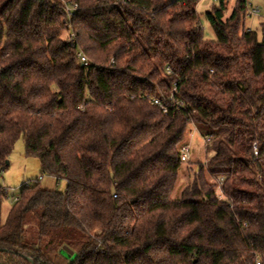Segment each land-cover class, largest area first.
<instances>
[{
  "label": "trees",
  "instance_id": "obj_1",
  "mask_svg": "<svg viewBox=\"0 0 264 264\" xmlns=\"http://www.w3.org/2000/svg\"><path fill=\"white\" fill-rule=\"evenodd\" d=\"M199 1L0 0V168L21 140L66 183L0 186V264H264V22L213 0L206 40Z\"/></svg>",
  "mask_w": 264,
  "mask_h": 264
},
{
  "label": "rangeland",
  "instance_id": "obj_2",
  "mask_svg": "<svg viewBox=\"0 0 264 264\" xmlns=\"http://www.w3.org/2000/svg\"><path fill=\"white\" fill-rule=\"evenodd\" d=\"M167 1L171 2L173 0ZM234 2L235 0H230L227 16L231 12ZM253 3L255 6L264 7V2L261 0H254ZM213 4V0H200L196 7L197 13L200 17V25L203 29V35L206 40L215 39L213 31L204 17L205 12H207ZM262 22H264V20L257 18H246L244 26L247 29L255 30L259 37V24ZM190 147L191 161L188 164L182 165V169L180 170L181 173L179 174L180 177L178 180V187L185 186L186 181L188 180L187 175L191 174L188 171H190V169L194 171L196 166L195 164L202 162L205 159V146L203 145L202 139L196 132H194L193 139L191 138ZM36 180H39L38 182L40 187L45 190L63 192L66 188L65 181H59L56 183L55 179L52 177L40 174L38 160L33 157H28L25 154L23 142L18 140L14 144L13 150L8 158L7 168L4 171H2L0 168V186L9 189L11 194L16 196L23 185L31 184ZM173 196H175V194H173ZM10 206L11 200H7L3 203L1 209L2 220L6 219ZM61 253L63 255L66 254L65 257L68 263L74 260V253L69 254L64 252V249L61 250Z\"/></svg>",
  "mask_w": 264,
  "mask_h": 264
},
{
  "label": "built area",
  "instance_id": "obj_3",
  "mask_svg": "<svg viewBox=\"0 0 264 264\" xmlns=\"http://www.w3.org/2000/svg\"><path fill=\"white\" fill-rule=\"evenodd\" d=\"M246 4H247V11H246V18H257V19H261L264 20V7H258L255 6L253 1L254 0H245ZM77 9V5L76 4H67V3H63L62 4V11L64 13V17L67 23L70 22V19L73 17V12L74 10ZM69 42L73 43V34H70L69 36ZM77 58L79 59V61L83 64V65H87V59L82 55V54H77ZM152 103L155 106H158L159 108H161L164 112H165V108L160 104V102L158 100H153ZM176 108L182 106V103H176L175 104ZM194 132L197 133L196 128H194V126H190L186 132V138H187V142L181 147L180 150V161L183 163L188 164L191 161V147H190V142H191V138L193 139V135ZM198 134V133H197ZM203 145L206 147L211 143V139L210 138H204L202 139ZM258 148L256 146L253 147V156L257 157L258 156ZM197 166H195L196 168ZM41 179V178H39ZM215 194H216V198L217 200H222L223 199V194L220 188V184L217 186L216 190H215ZM254 264H262V262L256 258L254 260Z\"/></svg>",
  "mask_w": 264,
  "mask_h": 264
},
{
  "label": "water",
  "instance_id": "obj_4",
  "mask_svg": "<svg viewBox=\"0 0 264 264\" xmlns=\"http://www.w3.org/2000/svg\"><path fill=\"white\" fill-rule=\"evenodd\" d=\"M64 249V252H67V253H69V254H71L72 252L70 251V250H68L67 248H63ZM65 256H66V254H65Z\"/></svg>",
  "mask_w": 264,
  "mask_h": 264
}]
</instances>
